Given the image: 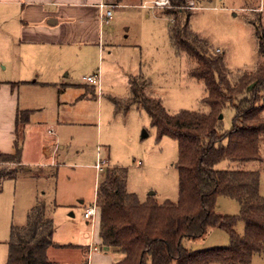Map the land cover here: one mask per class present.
Instances as JSON below:
<instances>
[{
    "label": "rangeland",
    "instance_id": "374dc122",
    "mask_svg": "<svg viewBox=\"0 0 264 264\" xmlns=\"http://www.w3.org/2000/svg\"><path fill=\"white\" fill-rule=\"evenodd\" d=\"M154 1L122 0L121 6L114 10L113 20L105 26L104 34L107 33L100 51L84 49L76 52L75 60L69 61L66 54L56 55L66 65L62 74L64 83L79 87L83 85V77L99 73L98 89L103 93L99 100H80L77 89L70 86L64 87L63 93H58V86L53 85L34 86L23 93V97L28 95L34 101L36 108L30 116V132L24 131L30 169L18 171L14 180L4 181L0 187V264L6 263L11 228L24 226L28 212L38 202L46 206L47 216L53 220V243L58 247L48 249L50 260L56 264L88 261L85 250L98 238V220L95 217L85 220L83 212L95 202L97 187L112 167L126 169L127 191L136 194L140 201L153 196L159 203L176 202L177 142L168 137L157 139L155 128L141 107L118 112L108 100L126 99L128 79L143 76L151 83L147 93L158 99L169 115L181 111L208 112L202 103L206 96L203 83L189 76L194 61L184 53L177 54L171 46L164 16L156 15L154 9L139 7L151 6ZM192 1H196L195 9L169 6L155 10L158 14L165 10L190 11V31L207 42L210 53L221 55L232 82L240 73L255 71L262 58L248 21L259 22L264 28V0ZM117 2L114 0V4ZM16 21L0 13V81L35 79V74L31 76L23 69L41 63L35 59L23 63L24 55L21 57L15 34ZM84 89L89 94L95 92L88 87ZM56 100L68 101L70 107L66 104L59 109ZM261 115L264 117V111ZM221 116V129L229 132L232 108L226 106ZM50 130L54 131L53 135L48 134ZM17 136L21 139V131ZM47 143L56 149L45 162L42 150ZM261 156L262 162L224 161L215 170L258 172L259 194L264 197V142ZM103 162L101 171L95 170L94 165ZM216 212L226 218H237L239 203L219 197ZM234 231L238 236L243 235V221H236ZM93 245L97 248L96 255L110 258L108 248ZM229 245V233L219 228L208 230L200 239L182 242L183 248L193 252ZM249 264H264V255H255Z\"/></svg>",
    "mask_w": 264,
    "mask_h": 264
},
{
    "label": "trees",
    "instance_id": "16d2710c",
    "mask_svg": "<svg viewBox=\"0 0 264 264\" xmlns=\"http://www.w3.org/2000/svg\"><path fill=\"white\" fill-rule=\"evenodd\" d=\"M169 2L172 7L187 5V0ZM162 13L168 19L166 30L171 46L177 54L184 53L195 63L189 76L203 83L206 96L202 103L208 112L181 111L169 115L160 101L147 93L151 83L143 76L129 80L126 99L110 98L118 112L141 107L155 128L157 139L168 137L177 142L174 166L179 174L178 197L176 202L159 203L153 196L140 201L136 194L127 191L126 169L115 166L107 170L95 199L99 247L112 248L121 255L114 264H249L255 255H264L260 174L217 171L215 167L224 161H263L264 28L259 22L248 21L262 61L255 71L240 73L232 82L221 55L210 53L207 42L190 31V11ZM226 106L233 110L229 132L222 131L219 119ZM18 121L27 123L28 115H22ZM22 139L16 135L11 154L0 153V187L26 169L21 164ZM219 197L239 203L237 218L216 212ZM237 220L244 224L242 236L234 231ZM214 228L229 233L228 247L199 252L183 248L184 240L200 239ZM53 233V220L47 216L46 206L38 202L28 212L24 226L11 228L5 264H56L47 256L50 247H58L53 243Z\"/></svg>",
    "mask_w": 264,
    "mask_h": 264
},
{
    "label": "crops",
    "instance_id": "0c3cea01",
    "mask_svg": "<svg viewBox=\"0 0 264 264\" xmlns=\"http://www.w3.org/2000/svg\"><path fill=\"white\" fill-rule=\"evenodd\" d=\"M101 1L0 0V13L4 12L5 16L17 20L15 34L21 47V57L24 55L23 63L28 64L29 61L34 59L41 61L39 64L34 63L23 69L31 76L35 74V79H23L13 82L0 81V153L11 154L13 152L16 135H18V131H21V137L23 138L21 164L26 168L23 172H28L30 169L26 155L24 131H29L31 125L30 116L36 111L34 101L28 95L23 97V93L33 89L34 86L53 85L58 86V93L66 92L64 87H74L73 89H77L75 92L78 95L80 94L78 98L80 100L89 98H97L99 100L98 96L103 95L102 91L98 89L99 73L93 74L98 75L97 86L87 85L82 80L83 85L79 87L64 83L65 80L62 74L66 69V65L62 64L56 56L57 54H66L69 61L71 58L75 60L76 52H82L84 49L94 50V52L101 50L104 46L105 34L107 33L104 34V29L105 26L109 25H105L102 22ZM121 1L116 0L117 7L121 6L119 5ZM143 6L145 5H139L141 9H154L156 15L164 16L166 22H168L167 17L163 13L158 14L155 8ZM146 17H148V14H146ZM67 76L69 77L70 73ZM129 80L130 78L128 79L127 97L129 95ZM84 87H88V90L94 89L95 92H90V95L85 91ZM108 100L110 101V98ZM56 102L59 109L66 104H71L68 101L58 102L56 100ZM69 107L70 105L67 108ZM26 114L28 115V122H19L18 118L20 119L22 115L26 116ZM55 129H57L56 125ZM48 134L53 135L54 131L50 130ZM55 149L56 146L51 143L44 144L42 155L46 158L44 159L45 162L54 153ZM95 219L99 223L98 212ZM93 244L99 246V237L96 240L93 239ZM93 244H88L86 248L88 250V264H114L120 260L121 255L114 252L112 248H109V251H111L110 258H107V256L104 258L99 257L94 253V248L96 247ZM47 256L49 258V250L47 251Z\"/></svg>",
    "mask_w": 264,
    "mask_h": 264
},
{
    "label": "built area",
    "instance_id": "2783aa9c",
    "mask_svg": "<svg viewBox=\"0 0 264 264\" xmlns=\"http://www.w3.org/2000/svg\"><path fill=\"white\" fill-rule=\"evenodd\" d=\"M170 6V2L169 0H155L154 2H152L151 6L152 8H165V7H169ZM117 7L116 4H114V0H102L100 3V8L102 9V22L107 25L109 24L113 17H114V9ZM145 7V6H143ZM187 9H195L194 6V2L192 0H188L187 1V5H186ZM82 81L87 84V85H92V86H97L98 85V75H93V76H89V77H83ZM105 162L101 163V164H96L95 169L97 171H101L102 169V165ZM97 206L96 203L94 202L92 206L87 207L84 212H83V218L87 221L93 219L96 214H97ZM95 251H97L96 248H94Z\"/></svg>",
    "mask_w": 264,
    "mask_h": 264
},
{
    "label": "water",
    "instance_id": "95a60500",
    "mask_svg": "<svg viewBox=\"0 0 264 264\" xmlns=\"http://www.w3.org/2000/svg\"><path fill=\"white\" fill-rule=\"evenodd\" d=\"M221 118H222V116L220 115V116H219V119H221Z\"/></svg>",
    "mask_w": 264,
    "mask_h": 264
}]
</instances>
